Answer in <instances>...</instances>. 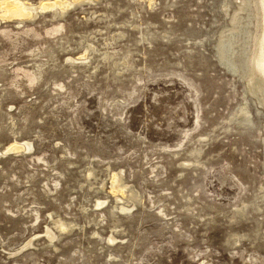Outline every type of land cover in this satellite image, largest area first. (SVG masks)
Listing matches in <instances>:
<instances>
[{
	"label": "rangeland",
	"instance_id": "obj_1",
	"mask_svg": "<svg viewBox=\"0 0 264 264\" xmlns=\"http://www.w3.org/2000/svg\"><path fill=\"white\" fill-rule=\"evenodd\" d=\"M0 5V264H264L257 0Z\"/></svg>",
	"mask_w": 264,
	"mask_h": 264
},
{
	"label": "bare ground",
	"instance_id": "obj_2",
	"mask_svg": "<svg viewBox=\"0 0 264 264\" xmlns=\"http://www.w3.org/2000/svg\"><path fill=\"white\" fill-rule=\"evenodd\" d=\"M257 3H259V5H258V7H259V12H258L259 13V16H258L259 17V29H257L258 32H259V34H258L259 35V37H258L259 40L257 41L258 44L256 46L254 59H253L254 60L253 76L258 78L259 82L264 86V0H257ZM51 7H52V5H49V6L45 7V9H50ZM3 8L7 12H9L10 15L15 16V17H19V18L20 17H25V16L30 17L33 14V13H31L32 10L30 8H27V7H24V6H18V3H15V2L7 4ZM27 11L28 12L31 11V12L30 13H26ZM253 76H251V77H253ZM250 80H251V78H250ZM253 85H254V82H253ZM250 86H252V85H250Z\"/></svg>",
	"mask_w": 264,
	"mask_h": 264
}]
</instances>
